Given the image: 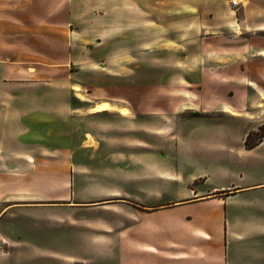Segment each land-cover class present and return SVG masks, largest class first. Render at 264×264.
Returning <instances> with one entry per match:
<instances>
[{"label":"rangeland","instance_id":"374dc122","mask_svg":"<svg viewBox=\"0 0 264 264\" xmlns=\"http://www.w3.org/2000/svg\"><path fill=\"white\" fill-rule=\"evenodd\" d=\"M73 9L80 22L77 18L66 26L62 16L57 22L54 89L44 91L34 82L51 72L24 75L19 85L23 103L6 127L0 113V257L21 256L7 264H131L125 238L127 208L114 204L133 206L134 199L122 190L104 197L118 185L129 186L126 173L121 175L124 168L135 171L130 190L141 200H165L184 191L188 176L198 171L209 177L188 187L202 190L228 178L239 183L247 169L236 162L237 153L206 143H226L237 150L249 127L255 128L249 132V143L264 135V111L249 109L232 118L212 110L233 92L218 87L199 91L187 80L195 78V72L182 69L181 56L159 47L158 28L151 49L144 47L143 39L133 45L126 32L121 33L123 39L98 38L91 24L96 8L75 0ZM79 26L81 31L76 30ZM190 44L195 45L192 40ZM197 49L195 45L193 51ZM98 101H109L112 111L126 108L131 123L117 126L108 117L95 121L112 126L86 128L90 119L86 122L84 112ZM53 108V116L42 117ZM129 134L135 146L127 144ZM165 168L184 180L165 181ZM71 183L80 195L64 200L59 193ZM221 192L229 194L228 189ZM92 202L97 203L84 204Z\"/></svg>","mask_w":264,"mask_h":264},{"label":"crops","instance_id":"0c3cea01","mask_svg":"<svg viewBox=\"0 0 264 264\" xmlns=\"http://www.w3.org/2000/svg\"><path fill=\"white\" fill-rule=\"evenodd\" d=\"M73 1L0 0V113L4 127L14 110H19L17 105L23 103L19 85L24 83L21 81L24 75L32 77L41 71L51 72L43 81L36 77L35 85H41L40 88L47 92L56 86L53 72L57 65V22L60 16L66 26L73 21L78 22V19L80 22L79 14L73 9ZM79 2L82 7L96 8L97 14L91 18V24H95L98 38L111 36L123 39L121 33L126 32L125 37L131 38L133 45L143 39L144 47L151 49L153 32L158 28L159 47L181 56L182 69L195 72V78L187 80L199 87V91L218 87L224 92H233L229 100L224 98V105L212 110L228 114L226 109H231L239 115L249 109L255 113L264 111V101L263 105H251L254 101L264 100V35L261 36L264 32V0H236L235 4L230 0ZM81 29V26L79 29L76 27L78 31ZM190 39L198 47L196 51H193L195 45L190 44ZM71 52L68 50L69 56ZM99 102L103 101L96 103ZM84 113L86 122L90 119L86 128L94 124L112 126L96 122L108 117H112L114 125L131 123L130 116L121 115L118 111L90 112L87 109ZM54 114L55 108L52 112H44L42 117L49 119ZM254 129L249 127L242 133L237 150L226 143H206L210 148L237 153L236 162L251 173L243 171L239 175V183L228 178L202 190L188 187L209 177L204 175L208 172L198 171L188 176L184 191L165 200L157 197L141 200L130 190V184L135 182V171L130 172L129 167L123 169L121 175L126 173L129 186L118 185L106 191L104 197L116 196L118 194L114 191L122 190L129 199H134L131 202L133 206L114 204L119 209L127 208L129 227L125 238L129 263L264 264V137L251 148L245 147L244 143L247 134ZM131 139L133 141L129 134L127 144L135 146ZM132 157V166L135 167V156ZM165 172V181L184 180L171 169L165 168ZM220 174L229 176L230 173L221 170ZM82 177V183L88 186ZM83 187L84 184L81 190ZM226 189L229 194L222 196L227 192L221 191ZM59 194L67 200L78 198L80 192H76L71 183L70 189ZM94 203L97 202L84 204ZM20 259L18 253L0 257V264Z\"/></svg>","mask_w":264,"mask_h":264},{"label":"bare ground","instance_id":"6f19581e","mask_svg":"<svg viewBox=\"0 0 264 264\" xmlns=\"http://www.w3.org/2000/svg\"><path fill=\"white\" fill-rule=\"evenodd\" d=\"M111 108H113V107H112V105L108 101H103V102H99V103L94 104L93 106H91L90 108H88V111L95 112V111H102V110H110ZM118 112L121 115H126L127 114V109L124 108V107H121V108L118 109ZM227 113L229 115H231V116H237L238 115L237 112H235L233 110H230V109H227ZM86 137H89L90 139L92 138L89 133H86Z\"/></svg>","mask_w":264,"mask_h":264},{"label":"trees","instance_id":"16d2710c","mask_svg":"<svg viewBox=\"0 0 264 264\" xmlns=\"http://www.w3.org/2000/svg\"><path fill=\"white\" fill-rule=\"evenodd\" d=\"M250 133H252V132H250ZM250 133L247 134V136H246V138L244 140L245 147H247V148H251V147L255 146L261 140V138L264 137V135H262L261 138L258 141L249 143L247 138H248Z\"/></svg>","mask_w":264,"mask_h":264},{"label":"built area","instance_id":"2783aa9c","mask_svg":"<svg viewBox=\"0 0 264 264\" xmlns=\"http://www.w3.org/2000/svg\"><path fill=\"white\" fill-rule=\"evenodd\" d=\"M232 4H235L236 3V0H230Z\"/></svg>","mask_w":264,"mask_h":264}]
</instances>
